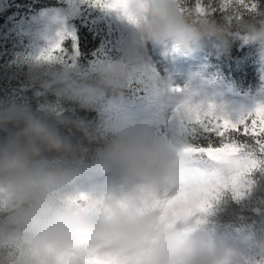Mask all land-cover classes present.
<instances>
[{
	"label": "clouds",
	"instance_id": "obj_1",
	"mask_svg": "<svg viewBox=\"0 0 264 264\" xmlns=\"http://www.w3.org/2000/svg\"><path fill=\"white\" fill-rule=\"evenodd\" d=\"M115 11L131 29L128 60L66 67L57 60L63 41L45 59L41 53L59 40L57 30L30 61V86L97 110L95 125L62 115L58 105L36 112L0 107V264H264V233L251 237L255 252L246 255L229 247L209 219L260 188L264 166L246 173L234 196L235 159L195 151L183 135L130 124L110 101L101 103L148 74L139 55L148 45L191 56L207 42L226 51L240 41L256 48L264 66V0H127L126 12ZM167 91L185 129L183 102L203 103L180 86ZM64 125L90 143L101 138L91 171L104 182L86 180L87 150L62 133ZM173 201L207 207L177 215Z\"/></svg>",
	"mask_w": 264,
	"mask_h": 264
},
{
	"label": "trees",
	"instance_id": "obj_2",
	"mask_svg": "<svg viewBox=\"0 0 264 264\" xmlns=\"http://www.w3.org/2000/svg\"><path fill=\"white\" fill-rule=\"evenodd\" d=\"M60 4L56 0H4L0 6V107L17 104L36 112L43 104L58 105L62 115L95 125L99 120L97 110L80 108L72 101L29 85L26 56L32 42L37 43L35 31L39 24L37 22L36 29L29 26L47 10L60 8ZM94 9L90 12L84 8L76 16L73 36L64 39L62 50L57 53V60L67 61L66 67L86 68L98 61L118 58L117 29L110 25L101 7ZM193 56L200 62L203 60L210 77L228 83L243 96L264 100V66L260 64L254 46L235 41L225 51L207 42ZM132 91L128 87L119 98L106 95L101 103L117 104L127 100ZM61 131L86 148L82 166L91 165L92 154L101 146V138L90 143L72 125L61 126ZM180 133L193 144L207 142V137L200 132L183 129ZM209 219L212 230L227 241L252 246L251 237L264 233V183L247 199L231 202Z\"/></svg>",
	"mask_w": 264,
	"mask_h": 264
},
{
	"label": "rangeland",
	"instance_id": "obj_3",
	"mask_svg": "<svg viewBox=\"0 0 264 264\" xmlns=\"http://www.w3.org/2000/svg\"><path fill=\"white\" fill-rule=\"evenodd\" d=\"M3 1L0 0V6ZM56 1L61 2L60 8L47 10L29 26L36 29L37 22L39 24V28L35 31L37 43L32 42L30 45V53L26 56L25 71H30V61L34 53L44 47L46 41L57 30L71 33L69 38L72 37L76 16L80 15L84 8L91 12L96 7L90 3V0H73V6L69 5L68 0ZM102 9L107 14L110 25L113 29H117L119 55L115 60L126 61L132 53L131 29L118 12ZM42 42L44 44H41ZM139 55L148 69V74L135 78L129 85L133 91L127 95V100L113 105L116 114L126 119L130 124L143 125L158 135L176 137L181 135L180 132L183 130L175 114L171 96L167 91L173 86H180L189 92L194 101L205 105L211 103L216 106L218 111L232 117L250 110L257 103H264L261 98L257 100L243 96L228 83L219 78L210 77L203 60L200 62V59L193 55L166 54L161 48L152 45L141 50ZM58 62L60 65L63 62V66H67L65 59H60ZM82 168L88 182H104L105 177L93 173L91 165L82 166ZM216 234L229 247L243 254L248 255L255 252V249L246 243L237 245V243L227 241L217 232Z\"/></svg>",
	"mask_w": 264,
	"mask_h": 264
},
{
	"label": "snow or ice",
	"instance_id": "obj_4",
	"mask_svg": "<svg viewBox=\"0 0 264 264\" xmlns=\"http://www.w3.org/2000/svg\"><path fill=\"white\" fill-rule=\"evenodd\" d=\"M90 3L126 12L127 0H90ZM57 35L59 40L41 53L43 58L47 59L60 50V42L71 36V33L61 32ZM181 112L185 131L200 132L207 137L206 144L197 145L193 150L238 162V172L232 178L230 187L233 195L239 196L243 176L264 166V103H257L250 110L232 117L218 111L211 103L192 104L186 100L181 105ZM173 204H176L177 215H191L205 211L207 207L206 202L198 206H186L175 201L170 202L169 207Z\"/></svg>",
	"mask_w": 264,
	"mask_h": 264
}]
</instances>
